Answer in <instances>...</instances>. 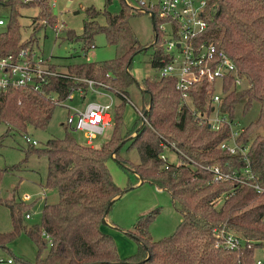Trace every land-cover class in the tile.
<instances>
[{
	"label": "trees",
	"instance_id": "1",
	"mask_svg": "<svg viewBox=\"0 0 264 264\" xmlns=\"http://www.w3.org/2000/svg\"><path fill=\"white\" fill-rule=\"evenodd\" d=\"M53 0H23L22 8H36L35 18L54 23L50 13ZM113 0H103L102 11L84 9L81 34L68 31L66 38L81 45L86 52L93 38L101 34L114 48L115 57L102 63H80L65 67L69 78L88 79L108 87L114 98L111 110V134L98 148L78 144L63 128L60 138H52L42 148L27 143L24 155L45 158L42 189L56 192V202L43 204L38 224L27 225L29 209L20 201L5 203L12 231L0 235V243L12 242L23 233L34 246L30 264H255L264 261V193L249 185L212 182V175L201 167L216 166L222 173H241L246 167L253 175L249 184L264 190V0H204L202 19L206 27L197 41L222 51L244 78V86L223 96L220 114L237 124V144L246 148V160L237 151L229 154L219 145L228 138L227 127L212 131L190 111L210 113V93L200 84L191 90L188 104L180 105L172 78L144 79L139 86L141 109L126 134L123 114L127 89L134 80L129 74L132 56L139 47L126 29V18L132 10L118 0L116 13L108 12ZM14 1L5 30L0 32V57L32 50L33 39L21 41ZM134 13V12H133ZM135 13L143 14L136 10ZM102 18L99 24L97 19ZM154 46L151 66L159 71L167 62L157 25L151 19ZM145 49V47H144ZM51 69L56 67L51 65ZM85 86L71 79L50 78L41 90L56 93L60 100ZM225 89L229 88L227 83ZM211 90V87H210ZM55 107L38 92L28 88L0 91V123L6 132L26 135L27 129L44 131ZM242 120L246 122H242ZM5 134V133H4ZM131 134L133 136L131 137ZM2 138V137H1ZM129 142L139 162L124 167L118 150ZM176 150V162H163L159 155ZM170 146H173L171 148ZM113 159L126 172L135 174L140 184L147 183L166 192L180 215L174 232L151 241L144 230L153 213L139 217L134 225L136 253L119 259L109 234L103 232L105 218L122 193L111 181L106 161ZM166 166V167H165ZM4 171L0 170V175ZM224 229L243 239L238 251L217 247L213 230ZM249 246V248H248ZM17 264H29L21 259Z\"/></svg>",
	"mask_w": 264,
	"mask_h": 264
},
{
	"label": "rangeland",
	"instance_id": "2",
	"mask_svg": "<svg viewBox=\"0 0 264 264\" xmlns=\"http://www.w3.org/2000/svg\"><path fill=\"white\" fill-rule=\"evenodd\" d=\"M10 1L15 2L14 9L18 13L16 21L19 25L21 41L31 37L32 51L48 60L57 68V71L63 73L66 66L85 62L102 63L115 57L114 48L106 44L101 34L93 38L92 48L86 52L81 50L78 42L69 41L65 36L68 31L79 36L84 20V9L92 7L102 11L103 0H53L50 3V13L55 19L53 24L35 18L38 12L36 8L20 7L19 2L23 0H0V22L2 23L0 32L5 30L9 20L11 7L7 3ZM124 3L132 10L126 18V29L135 42V46L140 49L132 56L129 67V74L134 82L127 89L126 98L130 104H126L123 114V126L127 134L137 119L136 110L141 109L139 86L144 79L156 80L159 71L151 66L154 46L150 45L154 34L149 16L146 13H135L139 8L137 0H124ZM119 8V1L113 0L107 10L110 13H116ZM97 21L99 24L103 23L102 18H98ZM74 97L77 98V96ZM91 97L87 96V99L90 100ZM65 116V109L55 108L44 131L27 129L28 139L36 142L34 147L42 148L47 140L60 138L63 135L62 125ZM242 122L246 121L242 120ZM110 132L111 128L105 129L103 134L93 141L94 148L104 143L110 136ZM70 133L78 144L83 145L81 133ZM128 144L129 142L123 144L117 153L118 158L125 162L124 167L127 168L139 162L137 152L134 148H129ZM27 147V143L21 136L13 132L7 133L6 126L0 123V170L4 171L0 175V235H6L12 231L6 202L20 201L28 206L29 219L25 223L30 225L39 223L40 210L44 203L53 204L57 199L54 190H44L40 187L45 176V158L31 154L25 156L24 150ZM165 155L169 163H175V157L172 154L166 151ZM105 165L112 183L122 193L106 216L113 228L105 226L104 228L114 243L117 257L127 259L136 253V241L128 234L137 235L134 225L137 224L139 217L144 218L153 213L144 230L148 238L155 242L174 232L180 221V215L166 192L159 191L147 183L140 184L135 174L126 172L111 158ZM24 196L29 197L28 202H25ZM34 257V246L23 233H20L12 242L0 243V264H6L7 260L17 264L15 262L19 259L30 264Z\"/></svg>",
	"mask_w": 264,
	"mask_h": 264
},
{
	"label": "built area",
	"instance_id": "3",
	"mask_svg": "<svg viewBox=\"0 0 264 264\" xmlns=\"http://www.w3.org/2000/svg\"><path fill=\"white\" fill-rule=\"evenodd\" d=\"M25 1V0H24ZM138 11L154 16L163 22L157 25V31L161 34V41L168 62L159 70L158 78H172L174 89L179 95L180 105L188 104L191 90L197 85H205L204 90L210 93V113L197 114L190 111L195 119L205 124L209 130L219 131L223 126L228 129V138L219 147L229 154L237 151L244 158L246 148L237 144V124L230 123L226 117L220 114V106L223 96L231 90H239L244 86V78L234 66L232 61L222 52L216 50L211 44H203L197 41L206 24L202 19L204 0H137ZM143 13V12H142ZM2 23L0 22V25ZM92 48V46L90 47ZM48 60L42 58L32 50L21 49L16 54L0 57V91L6 89L28 88L38 92L55 108L66 110L65 121L62 125L69 132L82 134L83 144L93 148V141L103 134L105 129L111 128V110L114 98L108 87L100 82L88 79L69 78L56 69H51ZM71 79L82 83L85 88L71 91L64 100H60L56 93L46 94L41 87L46 85L50 78ZM227 83L228 89L224 88ZM211 87V90H210ZM74 96H77L75 98ZM87 96H92L87 99ZM86 97V98H85ZM136 114L143 116L137 111ZM22 140L32 146L36 142L23 135ZM159 158L166 163L165 145ZM173 148V146H170ZM174 149V148H173ZM177 153L176 150H173ZM174 152H170L175 157ZM169 153V152H168ZM170 164V163H169ZM166 167V166H165ZM212 175V182H232L239 185H249L256 192L264 193V190L256 184H249L253 175L246 167L241 173L235 171L224 174L216 166L201 167ZM25 202L29 201L24 196ZM25 219L29 216L25 215ZM264 221V220H263ZM216 246L227 251H238L243 245V239L224 229L213 230L212 233ZM249 248V246H248ZM6 264H12L10 260ZM255 264H264L263 260L256 259Z\"/></svg>",
	"mask_w": 264,
	"mask_h": 264
},
{
	"label": "crops",
	"instance_id": "4",
	"mask_svg": "<svg viewBox=\"0 0 264 264\" xmlns=\"http://www.w3.org/2000/svg\"><path fill=\"white\" fill-rule=\"evenodd\" d=\"M143 14H145V13H143ZM2 25V24H1ZM0 25V26H1ZM56 70H57V68H55ZM84 145V144H83ZM93 148H94V146H93ZM29 219V218H28ZM105 223H106V227H108V228H113L112 226V223L111 222H109L108 220H107V218H105ZM102 230H103V232H105V233H107L106 232V229L105 228H102ZM108 234V233H107Z\"/></svg>",
	"mask_w": 264,
	"mask_h": 264
},
{
	"label": "water",
	"instance_id": "5",
	"mask_svg": "<svg viewBox=\"0 0 264 264\" xmlns=\"http://www.w3.org/2000/svg\"><path fill=\"white\" fill-rule=\"evenodd\" d=\"M149 18H150V21H151V19H152L151 16ZM142 116H143V114H142Z\"/></svg>",
	"mask_w": 264,
	"mask_h": 264
}]
</instances>
